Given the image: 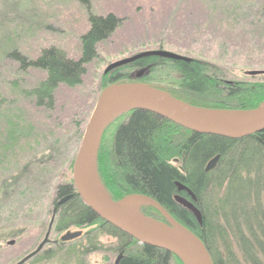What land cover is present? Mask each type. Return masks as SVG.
<instances>
[{
	"label": "rangeland",
	"instance_id": "obj_1",
	"mask_svg": "<svg viewBox=\"0 0 264 264\" xmlns=\"http://www.w3.org/2000/svg\"><path fill=\"white\" fill-rule=\"evenodd\" d=\"M89 1L91 13L112 14L122 23L97 45V58L86 65L81 85L59 86L54 108L47 110L25 93L45 73L21 70L10 54L18 51L32 60L41 50L55 47L77 60L80 37L89 28L87 10L79 0H0V264L17 263L43 240L57 202L56 189L72 179L76 151L110 64L143 52L166 51L209 65L224 82H264V0ZM125 72L134 75L132 83H140L136 77L147 71L136 76L134 71ZM127 112L118 114L104 130L110 132ZM99 168L97 164V182L106 194L107 172L101 166L105 172L99 176ZM136 199L123 197L119 202ZM179 199L194 206L189 195ZM148 206L134 209L161 224ZM55 226L41 252L51 257L26 264H113L119 255L114 252L115 240L101 234L99 251L86 255L84 248L77 254L67 251L60 245L61 237L79 232L77 245L88 246L95 227L57 232ZM11 241L14 244L7 245Z\"/></svg>",
	"mask_w": 264,
	"mask_h": 264
},
{
	"label": "trees",
	"instance_id": "obj_2",
	"mask_svg": "<svg viewBox=\"0 0 264 264\" xmlns=\"http://www.w3.org/2000/svg\"><path fill=\"white\" fill-rule=\"evenodd\" d=\"M79 2L87 10L89 28L80 37L77 60L69 59L55 47L41 50L32 60L18 51L10 54L21 70L31 68L45 73L35 88L25 92L39 108H54V92L59 86L70 89L81 85L86 65L97 58V45L109 39L122 23L112 14L91 13L89 0ZM130 70L135 76L147 71L135 82L203 110L248 111L260 107L264 100V82L228 83L204 63L152 56L103 75L102 91L111 85L132 83L134 75L125 72ZM97 151V164L107 172L105 188L111 200L118 202L134 196L154 200L201 240L213 264H264V130L239 141L196 135L152 113L131 110L110 132L104 131ZM216 156V167L206 172V165ZM100 168L99 176L105 172ZM71 182L56 189V204L66 196L71 198L61 205L55 204L52 226L56 225L57 232L95 227L96 233L88 238V246L77 245L80 235L65 242L60 239L67 251L77 254L84 248L82 255L99 251L101 234L115 240L114 252L123 255L119 264H183L172 253L140 245L106 223L81 201ZM188 195L200 214L201 225L175 200ZM148 210L166 224L154 207L149 205ZM92 233L87 234L91 237ZM44 254L39 253L32 260L51 257Z\"/></svg>",
	"mask_w": 264,
	"mask_h": 264
},
{
	"label": "water",
	"instance_id": "obj_3",
	"mask_svg": "<svg viewBox=\"0 0 264 264\" xmlns=\"http://www.w3.org/2000/svg\"><path fill=\"white\" fill-rule=\"evenodd\" d=\"M159 57L172 61L189 62L190 59L166 51H148L110 64L104 75L121 67L130 65L137 60L148 57ZM144 71V70H143ZM251 75H256L252 73ZM138 75L137 77H140ZM131 110H142L161 117L175 126L200 135H213L232 140H240L258 134L264 130V105L252 110H235L214 112L203 110L171 97L161 90L138 83H122L111 85L104 89L97 100L93 114L80 144L72 166L71 183L81 201L93 212L99 215L106 223L124 232L140 245L151 246L172 253L183 264H213L210 255L199 238L180 226L173 218L154 200L144 196H134L137 204H147L154 207L164 218L166 224L154 222L139 213V219L122 206L123 202L111 200L100 188L97 178V154L104 129L110 123L114 113ZM218 114H225L220 116ZM219 160L216 156L206 165L205 171H212ZM95 183L99 187H95ZM183 189L182 187H179ZM71 196L62 198L57 205L69 200ZM180 197L175 200L184 209L190 211L201 225L200 214L192 205H184ZM134 206V207H135ZM53 211L43 240L36 248L15 264H26L41 253L50 242L49 237L54 223ZM144 220L162 226L167 232L153 229ZM164 224V225H163ZM67 234L61 241H69L79 236ZM13 241L7 245L12 246ZM123 255L119 254L113 264H119Z\"/></svg>",
	"mask_w": 264,
	"mask_h": 264
},
{
	"label": "bare ground",
	"instance_id": "obj_4",
	"mask_svg": "<svg viewBox=\"0 0 264 264\" xmlns=\"http://www.w3.org/2000/svg\"><path fill=\"white\" fill-rule=\"evenodd\" d=\"M120 114V112L114 113L113 116L110 119V122L113 120V118L117 117V115ZM220 116H225V114H218ZM95 187L99 189V187L97 186V184L95 183ZM137 204V201H125L122 203V206L124 208H126L127 210H129L132 214L136 215L139 219V216L137 215V213L135 212L134 206ZM143 222H145L147 225H149L150 227H152L153 229L159 230V231H164L167 232L168 230H166L165 228H163L162 226H159L155 223L149 222L144 220Z\"/></svg>",
	"mask_w": 264,
	"mask_h": 264
},
{
	"label": "flooded vegetation",
	"instance_id": "obj_5",
	"mask_svg": "<svg viewBox=\"0 0 264 264\" xmlns=\"http://www.w3.org/2000/svg\"><path fill=\"white\" fill-rule=\"evenodd\" d=\"M57 205V204H56ZM53 211H54V209H53ZM53 213V212H52Z\"/></svg>",
	"mask_w": 264,
	"mask_h": 264
}]
</instances>
